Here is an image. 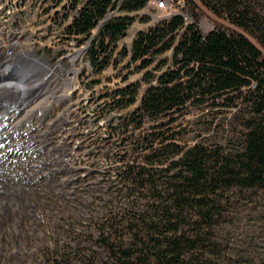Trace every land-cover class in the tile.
<instances>
[{"label":"trees","instance_id":"16d2710c","mask_svg":"<svg viewBox=\"0 0 264 264\" xmlns=\"http://www.w3.org/2000/svg\"><path fill=\"white\" fill-rule=\"evenodd\" d=\"M198 1L264 49V0ZM148 3L149 0H71L62 27L66 36L78 43L97 31L89 58L96 74L101 75L116 63L114 55L120 40L136 22L135 13ZM170 51L171 69L153 76L157 85L146 92L132 117L121 120L115 130L124 134L127 129H120L129 128L130 120L135 131L143 127V120L157 121L187 104L200 106L223 100L224 107L240 119L242 144L228 152L203 145L185 150L175 144V137H170L160 142L159 148L155 144L146 146L143 151L149 154L140 162L134 159L132 165L121 166L120 179L129 186L130 197L139 194L136 201L140 202V210L128 211L123 220L129 241H110L114 224L101 235L113 264H225L230 254L223 249L220 235L229 213L224 206L230 202L228 195L256 191L264 196L261 50L242 34L218 29L204 35L197 22L188 25L184 16L176 15L139 33L131 52L125 50L124 57H130L132 64L140 63V69L145 70ZM139 87L135 84L118 90L113 104L119 110L134 106ZM145 141L148 143V139ZM259 220L264 228V208L258 212ZM110 221L111 218L107 223ZM260 238L254 235L251 243Z\"/></svg>","mask_w":264,"mask_h":264},{"label":"rangeland","instance_id":"374dc122","mask_svg":"<svg viewBox=\"0 0 264 264\" xmlns=\"http://www.w3.org/2000/svg\"><path fill=\"white\" fill-rule=\"evenodd\" d=\"M167 2L166 8L160 5L158 8L157 0H149L144 10L135 13L136 22L118 44L114 55L116 63L98 75L89 58L97 31H94L90 39L83 38V41L78 43L67 37L65 27H62L63 20H67L65 16L69 13L71 0H0V31L4 23H11L3 37L6 42L12 39L20 41L23 49H31L34 59L42 58L46 61L45 71L54 72L47 81L50 84L49 90L57 91L58 98V102L52 105L50 114L44 117L43 113L44 118L41 121L34 119L35 128L30 130V136L26 128L17 126L19 119L26 114L25 109L19 115L12 113L9 127L0 131V142L2 137L8 138L6 133H12L16 137L15 140L21 142L26 139L27 133L29 139L27 143L25 141L26 144L9 148L12 149L11 155L22 156L25 154L23 148L29 147V142H37L34 137L38 140L41 136L43 139L49 125L52 124L54 128V121L62 116L64 111L75 110L84 118V121H80L82 126L73 131H80L83 135L79 139L83 149L76 154L89 152V157L85 159L90 168L96 170L86 181L88 188L83 193L78 192L74 196L75 199L71 198L72 203L56 193L53 198H49L35 195L36 191L32 192L31 197L37 199L38 209L35 211L38 216L40 214L39 220L33 216L22 217V224L17 228L15 221L18 218L14 217L12 212L10 221L0 214V264H113L101 235L108 232L114 224L110 241L119 244L123 238L129 241L130 235L123 230V220L128 211L140 210V202L136 201L139 194L130 197L129 186L126 181L120 179L123 176V170L119 169L121 166L132 165L134 159L140 162L143 156L149 154L143 151L146 146L155 144V148H159L160 142L170 137H175V144L185 150L203 145L208 149H222L228 152L242 144L243 127L240 119L235 112L224 107L223 100L200 106L187 104L157 121L143 120V127L135 131V125L130 124V120L129 128L120 129H127L124 134L119 133V129L115 130L121 120L132 117L141 106L146 92L157 85L153 76L159 77L173 66V51L157 57L155 63L145 70L140 69V63L132 64L130 57H124L125 50L131 52L133 41L139 33L149 31L163 21L180 15L186 18L188 25L197 22L204 35L218 29L245 35L261 50L264 57V49L254 38L216 16L198 0ZM196 17L198 21L195 20ZM6 52L4 57L9 53ZM16 52L19 50L16 49ZM164 62H167L166 65L157 71ZM135 84H140L137 103L128 109L119 110L118 105L113 104L116 92ZM66 94L69 96L61 99ZM46 95L45 93L33 101L26 112L45 101ZM28 101H32V97ZM66 114H69L68 111ZM73 118L71 114L70 121L66 124L65 129L69 134H72L71 129L74 127ZM87 131L90 133L88 136ZM17 142L13 140L9 144L11 146ZM6 148V144L0 143V151ZM37 155L42 154L32 155V159ZM120 158L129 161L116 164V160L120 161ZM7 165L4 166L2 175L8 174ZM8 183L6 186L10 187ZM44 183L37 185V188L42 186L37 191L47 195V190L43 188ZM60 189L66 198L70 199L67 192L72 188ZM142 193L143 191H140V194ZM228 198L230 202L224 206L229 213L225 216L226 224L220 235L223 249H227L230 254L225 264H264V228L261 221H258V212L264 208L263 194L256 191L232 192ZM48 203L54 206V210L48 207L49 210L46 211L48 208L45 204ZM110 218V223H107ZM115 232L117 234H114ZM254 235H260L261 238L252 244L251 238ZM39 239H44L45 246ZM40 245L43 247H39Z\"/></svg>","mask_w":264,"mask_h":264},{"label":"bare ground","instance_id":"6f19581e","mask_svg":"<svg viewBox=\"0 0 264 264\" xmlns=\"http://www.w3.org/2000/svg\"><path fill=\"white\" fill-rule=\"evenodd\" d=\"M9 25L10 24H7V26ZM16 49H18L19 52L16 54L17 61L14 63L16 65L15 71L12 76H5L4 81L7 82L6 84L3 83L4 81H0V123H3V125L0 124V131L9 127V122L11 120V117H13L11 115L13 111H11L10 105L11 102L18 100L19 113H21V111L25 109L24 112L26 114L21 117L22 119H19L17 126L26 128L27 131H29L30 136L32 135V133H30V130H33L35 128L33 124L34 119L36 118L38 119V121H41L44 117H46L47 114L51 113L52 110L50 109L52 105L58 102V98L56 96L57 91L49 90L50 84L47 83L46 78L47 76H49L48 74L51 73L45 71L47 66L46 61L42 58L34 59L35 57L33 58V55L31 53L32 51L23 49L22 43L20 41L11 40L6 42V40L0 39V68L3 69V66H5V61L10 57H4L6 53V51L4 50H7L9 52H16ZM45 93L50 97H47L46 95L45 101L40 102L35 107H33L32 110L26 112L28 106L31 105L33 101H35L38 97L45 95ZM67 96L69 95L66 94L61 99H66L64 97ZM30 97H32V101L29 102L28 99ZM43 113H45V116ZM66 113L67 111L63 113L62 116L57 118L56 121H54V128L52 124L49 125L47 131L43 134L45 138H47L49 134L54 133V131L57 133V131L63 130L69 120V116ZM6 134L8 138L2 137V141L0 142L1 144L7 145V148L5 150L0 151V163H2L0 167V195H5V197L0 196V212H2L0 214L8 221H10V215L13 213L14 217L18 218L15 221V225L18 228V226H21L22 224L20 218H29L30 216L38 217V214L35 211L36 204L34 203V199L31 197V194L32 192H34L35 187V184H33L32 181V176L36 175V173H38V170L36 167L32 168L31 164H42L43 160H46L51 156L52 158H50V161L57 162V151L59 149V146L57 145L49 148L45 153L47 157L44 156V152L42 151V155H37L34 157V159H38L36 162H34L31 156L39 154L38 150H31V148L29 147H24L23 150L25 154L18 157L15 155H11L12 149H9L11 147L18 146L19 144H26L27 140L29 139L27 133L25 136L26 139L21 142H17V139L15 140L16 137L12 133ZM13 140L14 142H17V144L10 146L9 143ZM37 142H35V144H37ZM40 144L39 146H41ZM5 165H7L6 171H8L9 175H2V170L4 169ZM21 171L26 172V175L24 177H20L18 175V173H20ZM6 183H8L7 185H9L10 187H7ZM1 191H4V193L1 194ZM57 194L59 196H62V192H60V194L57 192ZM10 212L12 213L10 214Z\"/></svg>","mask_w":264,"mask_h":264},{"label":"built area","instance_id":"2783aa9c","mask_svg":"<svg viewBox=\"0 0 264 264\" xmlns=\"http://www.w3.org/2000/svg\"><path fill=\"white\" fill-rule=\"evenodd\" d=\"M159 5L162 8H166V6L168 5V2H167V0H157V7L158 8H159ZM7 24H10V26H11V23L10 22L4 23L3 24V28L0 31V39H2V40H6L3 36L5 35L7 29L10 27V26H7ZM66 161H67V163L69 165L70 170L75 171L77 169L76 168V163L74 162V159H73V156L66 158Z\"/></svg>","mask_w":264,"mask_h":264}]
</instances>
